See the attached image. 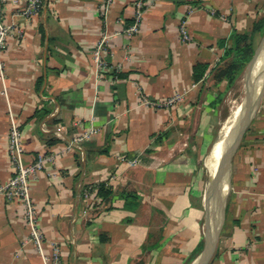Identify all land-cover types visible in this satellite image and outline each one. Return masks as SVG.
<instances>
[{
    "label": "crops",
    "instance_id": "1",
    "mask_svg": "<svg viewBox=\"0 0 264 264\" xmlns=\"http://www.w3.org/2000/svg\"><path fill=\"white\" fill-rule=\"evenodd\" d=\"M26 1L3 11L12 33L1 55L0 187L15 174L12 112L25 162L55 155L31 183L47 256L57 243L63 264H192L204 247L202 150L227 89L215 72L233 32L264 18V0H43L31 18ZM103 38L100 76L92 54ZM198 64L209 68L195 82ZM92 129L82 151L67 149ZM233 160L211 264H264V95ZM0 264H44L23 204L2 195Z\"/></svg>",
    "mask_w": 264,
    "mask_h": 264
},
{
    "label": "built area",
    "instance_id": "2",
    "mask_svg": "<svg viewBox=\"0 0 264 264\" xmlns=\"http://www.w3.org/2000/svg\"><path fill=\"white\" fill-rule=\"evenodd\" d=\"M8 0H0V74H3V62L2 52L6 49L7 40L12 33V27L5 24L3 19L4 7ZM108 3H112V0H107ZM136 20L133 26L126 30L128 37H133L139 32V25L143 15V3L138 2ZM43 8V0H27L26 5L22 10V15L31 18L40 13ZM182 35L186 38V33L182 30ZM106 38H103L97 45V48L92 54L93 60L97 66L99 75L103 74L108 68V63L104 59L106 53ZM182 98L177 97L169 104L176 103ZM148 103V102H147ZM9 141H8V152L10 159L15 167V174L13 178L4 186L0 187V195L4 196L8 201L18 200L20 201L25 210V220L30 230V241L36 246L40 256L43 259L44 264H63L61 258V252L57 243H51L53 254L49 257L44 252L43 237L40 233L38 226V215L35 203L31 196V183L37 180L39 173L44 169L47 163L55 162V155L49 154L46 156H40L35 162L28 164L25 162V150L23 145V135L20 127L15 119L14 114H9ZM97 130L92 129L85 133L82 137L75 139L68 146V150L77 148L82 151L80 142L90 139L92 135L96 134ZM135 165L136 161L131 162Z\"/></svg>",
    "mask_w": 264,
    "mask_h": 264
},
{
    "label": "water",
    "instance_id": "3",
    "mask_svg": "<svg viewBox=\"0 0 264 264\" xmlns=\"http://www.w3.org/2000/svg\"><path fill=\"white\" fill-rule=\"evenodd\" d=\"M264 51V37L257 48L252 60L246 67V70L255 69V60L258 56L261 57L262 52ZM252 85H248L246 89V99L245 104L242 108V111L235 121L230 134V137H222L221 132L219 133V138L214 142L211 151L205 158L204 166L207 174V186L206 191L209 194V199L213 207V215L208 209L205 203V228H204V248L197 259L192 264H211L213 258L216 254L217 246L219 239L222 234V230L225 224V202L226 196L223 193L221 185L219 183L218 176L216 172L212 173L208 167V160L213 158L217 147L221 144L220 154H223L227 151L234 150L235 155L241 145V142L248 131L249 127L252 124L253 119L256 116L257 110L261 103V100L264 95V67L262 70V83L259 85V80H257L254 75L252 76ZM222 139V140H221ZM221 140V141H219ZM234 155V157H235ZM232 163L231 160L228 163V172L229 176L231 175Z\"/></svg>",
    "mask_w": 264,
    "mask_h": 264
},
{
    "label": "trees",
    "instance_id": "4",
    "mask_svg": "<svg viewBox=\"0 0 264 264\" xmlns=\"http://www.w3.org/2000/svg\"><path fill=\"white\" fill-rule=\"evenodd\" d=\"M257 34L264 35V18L256 22L248 32H233L231 39L232 47L226 50L224 58L227 62L223 66L217 68L214 76L217 82H227L226 90H230L236 85L245 68L251 61L254 54V39ZM224 44L225 42H221V46ZM208 68L209 66L207 64H198L194 67L193 77L195 82H199L203 79ZM107 71L108 68L103 74ZM110 75L114 78L122 77V75L116 71H113ZM101 190V194L105 197L110 194V192L104 188H101Z\"/></svg>",
    "mask_w": 264,
    "mask_h": 264
},
{
    "label": "bare ground",
    "instance_id": "5",
    "mask_svg": "<svg viewBox=\"0 0 264 264\" xmlns=\"http://www.w3.org/2000/svg\"><path fill=\"white\" fill-rule=\"evenodd\" d=\"M255 69L252 67L251 69L248 70H244L243 74H242V80L244 83V89L246 92V89L248 87V85H252V76L254 75V77L257 78V80H259V85H261L262 83V70L264 67V51L262 52L261 57L258 56L254 62ZM262 67L261 71H258V69ZM240 77V78H241ZM240 80V79H239ZM244 92V97L242 99V101L236 106L233 114L224 122V124L220 127L221 128V134L222 137L224 138V136H226L225 138L230 137V132L231 129L235 123V121L237 120V118L239 117L242 108L245 104V97L246 94ZM219 138V137H218ZM222 140V139H221ZM219 140V141H221ZM220 148H221V144H219V146L217 147V150L215 152V155L213 156V158L209 159L207 164L209 169L211 170L212 173L216 172L218 179H219V183L221 185V188L223 190L224 195L227 197L228 196V187H229V183H230V176H229V172H228V163L229 161L233 160L234 155H235V151L234 150H230L227 151L223 154H220ZM205 203L208 207V209L211 211L212 215H213V207L211 205L210 199H209V194L208 192L205 190ZM205 220H204V227H205Z\"/></svg>",
    "mask_w": 264,
    "mask_h": 264
},
{
    "label": "rangeland",
    "instance_id": "6",
    "mask_svg": "<svg viewBox=\"0 0 264 264\" xmlns=\"http://www.w3.org/2000/svg\"><path fill=\"white\" fill-rule=\"evenodd\" d=\"M263 37H264V35H260V34H257L255 36L254 54H255L257 48L259 47ZM254 54H253V56H254ZM253 56H252V58H253ZM252 58H251V60H252ZM261 69H262V67H260L258 69V71H261ZM243 87H244V83H243V80L241 77L240 80H238V82L236 83V85L232 89L226 90L224 93H222L219 96L217 103H216V105H217L216 113L217 114H215V116H214L215 128L213 130H211V133L209 136V138H210L209 144L204 147V151L202 150L203 157H205L211 151V149L213 147V141L214 140L216 141L218 139L219 133L221 132L220 127L233 114L236 106L242 101V99L244 97V92H245V89ZM218 121H219V123H218ZM233 165H234V160H233L232 166ZM200 167L202 169V182L204 184V183H206L207 177H206V170L203 168V160H201V162H200ZM205 185L206 184H204V186ZM228 196H227L226 202H225V212H226V205H227Z\"/></svg>",
    "mask_w": 264,
    "mask_h": 264
}]
</instances>
